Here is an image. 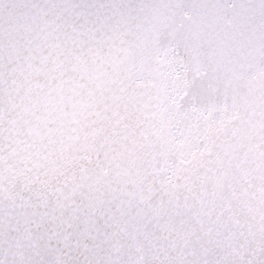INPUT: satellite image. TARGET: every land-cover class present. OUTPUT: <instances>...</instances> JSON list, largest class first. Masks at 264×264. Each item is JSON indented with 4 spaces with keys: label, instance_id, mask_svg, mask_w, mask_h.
I'll return each instance as SVG.
<instances>
[{
    "label": "snow or ice",
    "instance_id": "snow-or-ice-1",
    "mask_svg": "<svg viewBox=\"0 0 264 264\" xmlns=\"http://www.w3.org/2000/svg\"><path fill=\"white\" fill-rule=\"evenodd\" d=\"M0 264H264V0H0Z\"/></svg>",
    "mask_w": 264,
    "mask_h": 264
}]
</instances>
